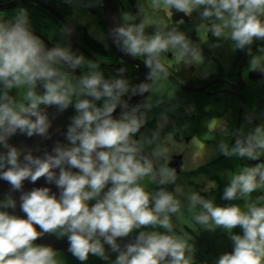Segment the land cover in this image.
Returning a JSON list of instances; mask_svg holds the SVG:
<instances>
[{"label":"clouds","instance_id":"9594fccd","mask_svg":"<svg viewBox=\"0 0 264 264\" xmlns=\"http://www.w3.org/2000/svg\"><path fill=\"white\" fill-rule=\"evenodd\" d=\"M160 8L188 17L195 12L200 28L218 40H230L233 51L246 49L250 70L264 74V45L252 50L254 42L264 41V0H155L153 16ZM133 19L125 13L109 36L125 56L144 58L148 72L139 83H132L123 67L105 77L97 62L67 42L46 45L25 8L0 17V179L10 186L0 194V264H58L51 244L35 243L45 234L66 237L67 251L80 264L90 255L105 264H189L191 248L171 221L181 212V198L195 223L228 233L231 250L214 264H264V192L246 201L243 210L232 203L264 188V162L231 175L221 195L228 203L218 204L200 191L185 190L176 183L175 169L159 163L174 146L170 134L160 135L168 123L166 111L151 135L137 139L160 101L146 96L130 104V98L149 93L157 79L167 76L165 54L191 64L201 59V51L176 26ZM62 34L70 38L71 26ZM81 68L86 71L77 75ZM70 107L64 141H55L50 150L34 154L38 149L10 143L16 134L49 139L54 116ZM218 128L229 134L224 121ZM216 151L227 158L257 160L264 155V125L237 135L231 145L218 143ZM40 177L45 186L22 191L26 180L34 183ZM146 177L158 185L155 191L142 183ZM214 186L209 181L202 191ZM14 192H20L23 216L15 212ZM149 226L152 230H146ZM130 234L134 238L124 242Z\"/></svg>","mask_w":264,"mask_h":264},{"label":"flooded vegetation","instance_id":"af4514ba","mask_svg":"<svg viewBox=\"0 0 264 264\" xmlns=\"http://www.w3.org/2000/svg\"><path fill=\"white\" fill-rule=\"evenodd\" d=\"M154 2L155 0H71V3L66 0H0V17L7 18L20 8H25L29 12L33 31L46 45L67 42L86 60L97 62L105 77L114 75L118 68L123 67L126 77L132 83L143 81L148 69L143 63V57L125 56L112 44L107 18L109 9L116 16L115 23L127 13L134 18L133 22L149 18L167 27L176 26L185 31L199 45L201 59L185 64L178 63L172 52L164 55L163 62L168 74L157 79L150 92L146 93L153 103L158 100L160 103L149 112V119L137 133V139L151 135L159 114L166 111L169 119L160 135L164 137L170 134L174 146L180 145L182 151L170 153L167 160L161 159L159 163H166L168 167L175 169L176 183L185 190L200 191L205 198L214 197L218 204L228 203L221 199V195L230 176L245 166L252 167L264 162V155L257 160L227 158L216 151V146L220 142L231 145L237 135L250 131L258 124L264 125V74L250 70L246 49L233 51L230 40H218L210 32L200 28L195 12L188 17L183 13H172L160 8L157 15L153 16ZM66 25L72 28L70 38L62 34ZM151 30L149 27L146 32ZM258 44L264 45V41L254 42L253 51ZM85 71L86 69L81 68L76 74ZM53 112L54 109L49 108V113ZM71 114V107L56 114L51 129L60 127L63 133ZM221 120L229 130L227 136L219 131L218 122ZM53 134L52 132L51 135ZM10 143L38 149L34 154H39L45 148L50 150L53 141L50 138L45 140L37 136L16 134L10 138ZM209 181L214 182L215 186L207 192L202 191ZM142 183L149 191H155L158 187L147 177ZM37 186H45L43 177L34 183L26 180L22 191ZM48 186L52 191H58L55 185ZM167 187L171 190L173 186ZM9 188V184L0 179V194L7 193ZM261 192H264V188L232 203L239 204L243 210L246 201ZM12 194L17 199L15 212L23 216L24 213L19 209L20 192ZM181 200V212L178 217L172 216L171 221L174 231L186 238V243L191 248L189 264H214L222 252L231 250L228 233L214 225L195 223L193 213L186 210L183 198ZM195 211L197 210H193ZM146 230H152V227L149 226ZM155 230L163 231L158 226ZM234 231H239V227ZM223 234H227L226 237H222ZM128 237H134V234ZM225 240H228V245L223 247ZM35 243L51 244L57 253L58 264H80L67 251L66 237L57 238L55 234H45L38 237ZM85 264L105 262L90 255Z\"/></svg>","mask_w":264,"mask_h":264},{"label":"water","instance_id":"95a60500","mask_svg":"<svg viewBox=\"0 0 264 264\" xmlns=\"http://www.w3.org/2000/svg\"><path fill=\"white\" fill-rule=\"evenodd\" d=\"M114 15V12H113V10H108V15H107V18H108V27H109V29L112 27V25L115 23V20L114 19H116V16H113ZM145 96H146V93L143 95V96H141V95H134V96H132L131 98H130V100H129V103L130 104H135V103H140V102H142L143 100H144V98H145ZM120 111V109L119 108H117L116 109V111L114 112V115H116V114H118V112ZM52 128V127H51ZM53 132L54 134L53 135H51V137H50V140H52L53 141V143L55 142V141H57V140H59V141H64V136H63V133L61 132V129H60V127H58V129H56L55 127L53 128V129H50V132ZM51 132V133H52ZM53 145V144H52ZM134 237H125V238H123V241L124 242H126L127 240H130V239H133ZM118 239H120V238H118Z\"/></svg>","mask_w":264,"mask_h":264},{"label":"rangeland","instance_id":"374dc122","mask_svg":"<svg viewBox=\"0 0 264 264\" xmlns=\"http://www.w3.org/2000/svg\"><path fill=\"white\" fill-rule=\"evenodd\" d=\"M171 147V151L170 153H174V152H181L182 151V147L180 145L177 146H170ZM227 234H223L221 235L222 237H226ZM221 247V243L218 244ZM226 245H228V240H225V243L223 244V247H225ZM222 248V247H221ZM221 250V249H220Z\"/></svg>","mask_w":264,"mask_h":264}]
</instances>
